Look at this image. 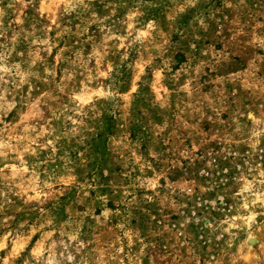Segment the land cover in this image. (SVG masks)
I'll use <instances>...</instances> for the list:
<instances>
[{"label": "rangeland", "instance_id": "obj_1", "mask_svg": "<svg viewBox=\"0 0 264 264\" xmlns=\"http://www.w3.org/2000/svg\"><path fill=\"white\" fill-rule=\"evenodd\" d=\"M0 264H264V0H0Z\"/></svg>", "mask_w": 264, "mask_h": 264}]
</instances>
